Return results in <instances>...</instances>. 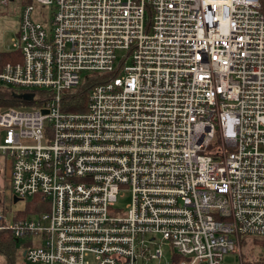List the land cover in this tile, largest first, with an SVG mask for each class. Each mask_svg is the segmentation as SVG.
<instances>
[{
	"label": "built area",
	"instance_id": "1",
	"mask_svg": "<svg viewBox=\"0 0 264 264\" xmlns=\"http://www.w3.org/2000/svg\"><path fill=\"white\" fill-rule=\"evenodd\" d=\"M29 1L0 72L49 95L0 111L7 197L44 208L0 217L26 263L149 264L159 237L171 264H264L241 248L264 239V0Z\"/></svg>",
	"mask_w": 264,
	"mask_h": 264
},
{
	"label": "rangeland",
	"instance_id": "2",
	"mask_svg": "<svg viewBox=\"0 0 264 264\" xmlns=\"http://www.w3.org/2000/svg\"><path fill=\"white\" fill-rule=\"evenodd\" d=\"M30 3L29 0H12L9 1L8 5H1L0 4V52L3 51H12L14 50L13 44L11 42V39L15 38L16 33L19 28V21L21 16V9L24 5ZM0 83V87H1ZM6 108H2L0 106V111L5 110ZM3 130L0 129V140L3 136ZM7 158L0 157V217L6 218V216L10 215L9 220L10 222H13L15 220L20 221L27 218H33L38 213L42 212L44 210L43 207L38 206L36 207L35 204H30L28 200L24 201H17L15 204L7 197L6 194V180H7V171H6V162ZM129 202V194H124L123 199H119L117 201V205L124 209L126 204ZM31 209L30 211H33V213H29L26 217L20 216L22 215L20 212H24L25 210ZM36 207V208H35ZM4 222L0 221V225H3ZM157 243H159V248L161 249V252L163 254V257L161 260L151 261L149 264H171L170 259V248L167 244L164 242H160V238L156 237ZM254 239H243L241 243V248H245L248 245V241H251L253 243ZM263 240L264 239H260ZM18 242L22 243V246L25 248L36 246L37 244L33 242L31 236H26L22 239H19ZM250 243V244H252ZM17 244V243H16ZM26 250V249H25ZM17 260L25 261L24 257L21 254V248L16 249ZM8 251L6 247H3L2 250H0V264H7L8 263ZM242 257H244V254H242ZM221 264H240L239 259L237 255L233 253H228L224 255Z\"/></svg>",
	"mask_w": 264,
	"mask_h": 264
},
{
	"label": "trees",
	"instance_id": "3",
	"mask_svg": "<svg viewBox=\"0 0 264 264\" xmlns=\"http://www.w3.org/2000/svg\"><path fill=\"white\" fill-rule=\"evenodd\" d=\"M19 54L17 52L12 51H3L0 52V72L2 71L3 67L6 64L15 63L19 61ZM98 76V73L92 72L91 75L87 76ZM88 78V77H87ZM92 83V84H91ZM95 83L93 80H88L87 86H91ZM21 90L13 88V87H0V106L2 108H16V109H29V108H35V107H41L43 106L44 101L46 100L49 95L45 93L42 90H35L32 93H29L32 95L31 100L18 98V95H24L20 92ZM26 95V94H25ZM77 102L76 96H72L67 101V106L69 110H75V103ZM33 200H36L35 198ZM30 204H32V201H30ZM36 208V207H35ZM31 209L25 210L22 215L26 217L29 213H33V211H30ZM17 243V244H16ZM254 244H263V240L254 239ZM3 247H6L8 251V263L7 264H28L24 261L17 260L16 255L17 251L16 249L21 248V254L23 251H25V247L22 246L21 242H18V240L12 235V232L10 230H0V250L3 249ZM248 255H244L243 257V264H250L248 260ZM178 259L176 257L173 258L172 264H178Z\"/></svg>",
	"mask_w": 264,
	"mask_h": 264
},
{
	"label": "water",
	"instance_id": "4",
	"mask_svg": "<svg viewBox=\"0 0 264 264\" xmlns=\"http://www.w3.org/2000/svg\"><path fill=\"white\" fill-rule=\"evenodd\" d=\"M17 97H18V98H21V97H22L23 99L25 98V99H27V100H31L32 95H31V94H26V95L24 94V95H18ZM42 112L45 113L46 111L43 110ZM17 201H19L17 198H13V199H12V202H13L14 204H15ZM22 256H23V257L25 256V251H23Z\"/></svg>",
	"mask_w": 264,
	"mask_h": 264
}]
</instances>
